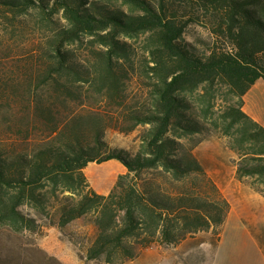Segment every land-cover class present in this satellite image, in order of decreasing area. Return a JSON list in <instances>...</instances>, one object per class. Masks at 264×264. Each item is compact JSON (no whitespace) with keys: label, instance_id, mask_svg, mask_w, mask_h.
Returning a JSON list of instances; mask_svg holds the SVG:
<instances>
[{"label":"trees","instance_id":"obj_1","mask_svg":"<svg viewBox=\"0 0 264 264\" xmlns=\"http://www.w3.org/2000/svg\"><path fill=\"white\" fill-rule=\"evenodd\" d=\"M190 24L206 29L199 46L183 38ZM259 80L264 0H0V231L41 235L89 216L84 259L124 264L217 230L229 203L193 138H223L236 180L264 199V127L242 110ZM138 127L133 154L105 141ZM110 160L125 173L102 195L84 169Z\"/></svg>","mask_w":264,"mask_h":264},{"label":"rangeland","instance_id":"obj_2","mask_svg":"<svg viewBox=\"0 0 264 264\" xmlns=\"http://www.w3.org/2000/svg\"><path fill=\"white\" fill-rule=\"evenodd\" d=\"M34 18L37 19L35 10L21 16L25 22ZM50 19L54 22L51 30L65 24L61 12L53 14ZM145 36L139 35L132 42L138 51L142 49ZM183 38L189 42L196 41L199 46L200 39L208 37L203 26L190 24ZM22 39L30 44L37 38L26 34ZM88 40V37H83L81 46H71L76 57L81 58ZM257 82L258 87L255 90L252 88V91L243 96L242 110L264 126V82ZM255 93L261 94V100L257 99ZM143 129L138 127L128 134L108 129L104 138L111 149L133 154L139 146V135ZM193 143L196 144L192 153L223 196L225 197V190L233 192L232 196L229 195V201L227 200L230 209L224 224L217 230L199 232L176 246L153 245L143 250L134 260L124 264H263L258 247L264 254V218H250L252 204L240 198L239 185L249 188L250 180H236V155L228 150L226 141L215 134L195 136ZM123 173V165L116 160L101 164L91 163L84 169L92 189L102 195L110 191L118 175ZM246 230L250 231L253 239H250ZM92 235L93 227L89 216L61 229L48 226L41 235H8L0 231V264H103L100 261L84 259L86 241Z\"/></svg>","mask_w":264,"mask_h":264},{"label":"crops","instance_id":"obj_3","mask_svg":"<svg viewBox=\"0 0 264 264\" xmlns=\"http://www.w3.org/2000/svg\"><path fill=\"white\" fill-rule=\"evenodd\" d=\"M256 87H258V84L255 83V85H253L252 88L255 90ZM252 88L249 91H252ZM254 95L257 97V99L261 100V96H260L261 94L260 93L259 94L258 93H255ZM245 114H247V113H245ZM248 116L250 118H252L250 115H248ZM253 120L256 121L255 119H253ZM256 122L259 123L258 121H256ZM259 124L262 125L261 123H259ZM238 190H239L240 198H242L244 200L246 199V200H248V202H250L252 204L251 205V208H250V212H251L250 213V218H252L254 220H258V219L261 220V219H263L264 218V199L259 194L255 193L253 190H251L250 188H248L246 186L239 185ZM232 193H231L230 190H225V198H226V200H228L229 195L232 196ZM229 209H230V204H229ZM228 214H229V212H228ZM228 214H227V216H228ZM246 232H247L248 236L251 239L252 236H251L250 231L249 230L248 231L246 230ZM252 239H253V237H252ZM258 249H259L258 250V253L262 257V261H263L262 263L264 264V254H263V252L261 251V249L259 247H258Z\"/></svg>","mask_w":264,"mask_h":264}]
</instances>
